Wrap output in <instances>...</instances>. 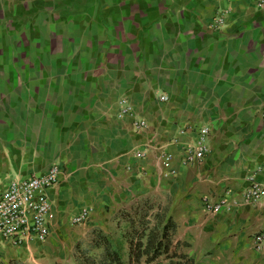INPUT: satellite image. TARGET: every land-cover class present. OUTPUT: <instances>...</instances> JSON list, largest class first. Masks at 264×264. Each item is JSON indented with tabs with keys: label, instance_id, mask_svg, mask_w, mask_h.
Listing matches in <instances>:
<instances>
[{
	"label": "crops",
	"instance_id": "crops-1",
	"mask_svg": "<svg viewBox=\"0 0 264 264\" xmlns=\"http://www.w3.org/2000/svg\"><path fill=\"white\" fill-rule=\"evenodd\" d=\"M121 97L131 115L118 116ZM263 113L264 0H0V193L56 164L51 234L83 207L90 223L145 200L174 229L264 264L250 243L264 194L242 199L249 176L264 185ZM201 127L208 151L184 164ZM225 195L215 212L202 205ZM51 242L0 239V264Z\"/></svg>",
	"mask_w": 264,
	"mask_h": 264
},
{
	"label": "built area",
	"instance_id": "built-area-1",
	"mask_svg": "<svg viewBox=\"0 0 264 264\" xmlns=\"http://www.w3.org/2000/svg\"><path fill=\"white\" fill-rule=\"evenodd\" d=\"M223 13L214 15L209 23L210 28H215L224 22ZM165 96L160 95V99ZM118 116L131 115L130 105L125 97L118 101ZM264 115V113H263ZM133 126L141 128L145 126L144 120H135ZM206 127L198 130L197 141L190 147L185 148L182 162L191 163L202 158L208 151L204 143ZM137 156L143 153L137 151ZM165 164L171 158L169 153H162ZM261 167L264 168V162ZM59 168L51 164L46 171L37 175L23 178H13L8 181L0 193V239L7 240L12 245H20L26 241L42 242L49 235V219L51 218L49 198L46 190L58 180ZM249 185L242 193V199L246 202H255L260 195L264 194V185L249 176ZM229 203L228 198L221 197L217 202L208 203L203 200V207L210 212H215L219 207ZM229 207V206H227ZM91 207H83L69 217V223L79 224L89 219L92 213ZM252 247L260 251L264 247V226L253 233L250 237Z\"/></svg>",
	"mask_w": 264,
	"mask_h": 264
},
{
	"label": "rangeland",
	"instance_id": "rangeland-1",
	"mask_svg": "<svg viewBox=\"0 0 264 264\" xmlns=\"http://www.w3.org/2000/svg\"><path fill=\"white\" fill-rule=\"evenodd\" d=\"M226 11L216 10L214 15H219ZM225 17V16H224ZM105 210L95 218L92 222L84 221L85 224H73L69 228H65L61 234L49 233L47 238L42 242H35L36 245L47 244V239L52 237V242L47 245L48 250H41L39 246H33V255L28 264H87L92 261L94 264H100L99 258L101 248L95 246L98 240L97 233L113 235L119 233V228L124 226V221L119 219V210ZM131 212V211H129ZM148 229L154 237L159 235L163 220L156 218L152 211L147 215ZM82 222V223H84ZM118 222V223H117ZM88 223V224H87ZM184 225L175 227L174 233L170 235V250L178 248L176 252H181L187 257H191L190 264H248L244 260L246 254L240 248H224L222 246L223 238L214 241L205 242L200 234L190 231V228ZM148 234V235H149ZM181 243V244H180ZM179 244V247H178ZM126 260L125 251L122 256ZM160 263H166V256H158L156 258ZM152 263V262H150ZM141 261L140 264H150Z\"/></svg>",
	"mask_w": 264,
	"mask_h": 264
},
{
	"label": "trees",
	"instance_id": "trees-1",
	"mask_svg": "<svg viewBox=\"0 0 264 264\" xmlns=\"http://www.w3.org/2000/svg\"><path fill=\"white\" fill-rule=\"evenodd\" d=\"M147 204L144 200L131 203L128 208L123 207L118 210L119 219L125 223L119 228L116 236L97 233L98 240L95 241V246L101 248L100 264H140L141 261L152 262L150 264H190L191 258L181 252H176L177 247L174 250L169 249L170 235L174 233V225L170 217L166 218L161 225L157 237H154L151 232L147 233ZM124 251L126 260L122 258ZM160 255L168 258L166 263H160L156 259ZM8 264L28 263L10 260ZM87 264L94 263L90 261Z\"/></svg>",
	"mask_w": 264,
	"mask_h": 264
}]
</instances>
